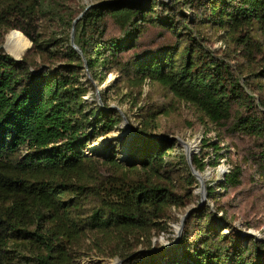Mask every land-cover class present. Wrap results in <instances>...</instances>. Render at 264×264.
<instances>
[{"label":"trees","instance_id":"trees-1","mask_svg":"<svg viewBox=\"0 0 264 264\" xmlns=\"http://www.w3.org/2000/svg\"><path fill=\"white\" fill-rule=\"evenodd\" d=\"M44 2L0 0L1 39L19 30L33 43L24 54L30 40L12 31L13 57L0 49V264H74L72 243L93 236L112 240L123 264H264V242L235 225L237 211L264 207V0L104 1L77 25L82 54L70 44L58 66L35 58L49 52L39 38ZM212 32L229 40L222 55ZM87 70L162 88L144 106L149 129L184 104L218 132L205 145L237 152L220 181L226 201L210 191L215 208L193 211L171 248L138 250L177 219L173 208L189 205L199 181L177 141L145 128L130 166L116 150L87 154L125 121L116 108H90ZM192 163L204 171L201 157Z\"/></svg>","mask_w":264,"mask_h":264},{"label":"rangeland","instance_id":"rangeland-1","mask_svg":"<svg viewBox=\"0 0 264 264\" xmlns=\"http://www.w3.org/2000/svg\"><path fill=\"white\" fill-rule=\"evenodd\" d=\"M104 1L109 0H45V11L48 13L43 20L39 38L42 44L47 47L45 48V52L47 49H49V52H47L46 56L39 53L35 55L37 61L40 64L61 65L65 59L62 58L65 56L63 52L66 51L68 45L72 44V38H74V43L76 44V28L79 21L86 14V9L88 7L90 9ZM83 13L82 18L75 23L76 19ZM62 19L65 22H62ZM12 31L5 33L3 39H1L0 35V49L8 54H10L9 50H12L13 46L11 43H7V37ZM19 32L23 33L22 31ZM9 39L11 41L12 37ZM32 45L33 43L30 40V46L24 54H26ZM210 48L222 55L230 49V43L223 32H217L212 34ZM96 73L97 75H95ZM96 73L87 70L86 75L83 76L84 78H81L87 87H89V92L85 98L90 108L95 109L98 105L103 108L107 106L116 108L121 112L125 121L119 125L118 131H113L106 136L100 137L97 141L89 143L86 148L87 154L99 153L101 155H108L113 150H116L117 157L128 155L132 157V161L129 159L123 161L126 165L130 166L131 163L135 162L134 160L137 156L132 146L137 145L140 137L145 134L143 132V134H139L137 131L145 128L146 131H152L155 136L167 135L178 137L180 143H177L175 154H183L188 151L185 143H195L196 149L192 152V157L199 156L206 163L204 171L199 172L205 178L204 190H202L199 182V185L193 189L194 196L189 205L184 209L173 208L177 219L168 221V228L166 230L162 228L152 230L148 240H146L147 242L144 245H140L138 250H143L146 246L166 248V246L176 242L179 235V225L186 213L190 211L191 214L199 207L207 204L211 208H215L214 199H209L210 191H216L214 195L219 202L226 201V192L222 189L220 181L233 169V162H239L240 159L235 148L229 147L226 141H220V149H213L212 146L205 145L206 138L209 139V145L210 143H219L218 132L215 129H207L208 127L200 121L195 111L187 105H174L169 115L154 120L152 124L157 127L155 130L146 127L141 117L144 113V106L150 102L152 95H161L163 92L162 88L153 86L148 81L142 86L128 83L121 77L119 78V73L115 71L108 72L103 80H101L103 77L102 73L100 71H96ZM101 139L108 140H105L99 146L98 142L100 143ZM203 194L205 197L204 202H202ZM254 209L237 211L235 225L243 234L254 233L257 236L253 237L264 242V207ZM222 214L223 211L219 213L221 216ZM247 220L255 225H260V228H248L246 226ZM115 248L116 246L113 245L112 240L105 239L102 236H93L79 240L72 243L74 264H87V260L91 262L90 264H107V261L111 260H116L117 264H119L118 260H121V257L119 254L114 253ZM167 248H171V246Z\"/></svg>","mask_w":264,"mask_h":264},{"label":"water","instance_id":"water-1","mask_svg":"<svg viewBox=\"0 0 264 264\" xmlns=\"http://www.w3.org/2000/svg\"><path fill=\"white\" fill-rule=\"evenodd\" d=\"M89 10V7L86 9V11L85 12H87ZM84 15V13L80 16V17H78L77 19H76V21H75V23L78 21V20H80L81 18H82V16ZM74 23V24H75ZM72 46H73V48L76 50V51H78L80 54H82V52H81V50H80V48L77 46V44H75L74 43V38H72V44H71ZM11 55V54H10ZM12 56V55H11ZM13 57V56H12ZM17 61H21L22 60V58H19V59H17V58H15ZM125 120V119H124ZM133 135H134V133H133ZM165 140H167V141H170V142H176L177 141V143H180V139L178 138V137H175V136H162ZM186 145H188L187 143H185ZM186 157H187V161H188V164H189V167H190V169H191V171H192V173H193V175L196 177V179H198V181L200 182V186H201V188H202V190H204V178L202 177V175L199 173V171L198 170H196L195 169V167L193 166V163H192V153L190 152V151H187L186 153ZM204 200H205V197H204V194H203V196H202V202H204ZM189 214H190V211L188 212V213H186L185 215H184V217L182 218V220H181V223H180V225H179V228H178V237H177V240H176V242L174 243V244H172V245H168V246H166V248L167 247H173V246H175V245H177L179 242H180V239H181V236H182V232H183V228H184V225H185V222H186V219H187V217L189 216ZM247 235H249V236H257L256 234H254V233H251V234H247ZM165 248V247H164ZM118 263L119 264H123V260L121 259V260H118Z\"/></svg>","mask_w":264,"mask_h":264},{"label":"bare ground","instance_id":"bare-ground-1","mask_svg":"<svg viewBox=\"0 0 264 264\" xmlns=\"http://www.w3.org/2000/svg\"><path fill=\"white\" fill-rule=\"evenodd\" d=\"M105 140L107 141L108 139H104V140L101 139L100 143L98 142V145L100 146L101 144H103V142H105ZM92 146H91V148H93ZM186 147H187L188 151H190L192 153L194 151V149H196V144L195 143H191V144L186 145ZM86 263L90 264L91 262H89V260H87ZM107 264H117V262H116V260H111V261H107Z\"/></svg>","mask_w":264,"mask_h":264}]
</instances>
